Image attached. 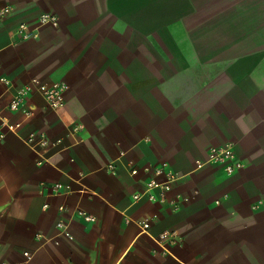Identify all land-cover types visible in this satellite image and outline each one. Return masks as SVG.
<instances>
[{
    "label": "crops",
    "instance_id": "0c3cea01",
    "mask_svg": "<svg viewBox=\"0 0 264 264\" xmlns=\"http://www.w3.org/2000/svg\"><path fill=\"white\" fill-rule=\"evenodd\" d=\"M5 8L0 264H264V0ZM34 79L64 85L65 104ZM227 144L233 173L212 161Z\"/></svg>",
    "mask_w": 264,
    "mask_h": 264
},
{
    "label": "built area",
    "instance_id": "2783aa9c",
    "mask_svg": "<svg viewBox=\"0 0 264 264\" xmlns=\"http://www.w3.org/2000/svg\"><path fill=\"white\" fill-rule=\"evenodd\" d=\"M11 9L10 8H5L0 10V15H6L10 13ZM41 21L44 25H58L59 24V18L56 14L54 13H44L41 16ZM19 34H21L23 37H27L28 34L25 32V26L21 25L19 28ZM33 83L38 85V90L39 92L45 96L47 101L49 102V105L53 108L56 109L58 107H61L65 104V98H64V91H65V86L62 84H53L51 86L44 84L40 82L39 79H34ZM25 106V97H24V92H21L10 104V108L13 111L20 110ZM27 114H30L29 110H26ZM3 124L5 127L11 131V132H17L18 125H12L9 124L8 122L4 121ZM6 136V133L0 132V141H2ZM26 142L29 145H33L35 142V136L32 135L30 136L29 139L26 140ZM40 146L46 147L48 145V142L46 139H42L39 142ZM212 161L216 162H221L224 163L225 168L228 173H233L235 172L238 168L241 167V164L239 162H235L234 157H235V149L232 144H227L226 146L220 147V148H214L212 150ZM202 166V165H201ZM111 169H114V166H110ZM133 174H137L138 171L134 170L132 172ZM174 178V177H173ZM172 178V179H173ZM159 185L153 181L148 183V190H151L153 188L158 187ZM165 190L167 188L165 187ZM141 197V195H136L135 199L138 200ZM80 214L84 216L86 219L90 220V216H88L85 212L81 211ZM57 227L59 229H65V225L63 222H58ZM144 227L147 228L148 224H144ZM66 234L70 236L68 232ZM160 241H165L168 240V235L164 234L160 236ZM25 255L27 256L28 259L31 258V254L29 252H26Z\"/></svg>",
    "mask_w": 264,
    "mask_h": 264
}]
</instances>
